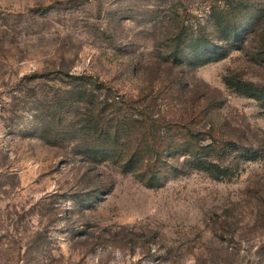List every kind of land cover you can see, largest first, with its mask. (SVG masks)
Returning a JSON list of instances; mask_svg holds the SVG:
<instances>
[{
  "label": "rangeland",
  "instance_id": "obj_1",
  "mask_svg": "<svg viewBox=\"0 0 264 264\" xmlns=\"http://www.w3.org/2000/svg\"><path fill=\"white\" fill-rule=\"evenodd\" d=\"M67 72L124 151L61 140ZM0 264H264V0H0Z\"/></svg>",
  "mask_w": 264,
  "mask_h": 264
},
{
  "label": "trees",
  "instance_id": "obj_2",
  "mask_svg": "<svg viewBox=\"0 0 264 264\" xmlns=\"http://www.w3.org/2000/svg\"><path fill=\"white\" fill-rule=\"evenodd\" d=\"M176 39L178 46L176 50V57L182 60L189 59L190 56L188 55L190 54H186L189 52H185L184 46H186V44H183L181 40L182 36L179 35ZM204 45H206V43ZM213 53H217L216 57H218V59L225 55L217 50L213 51ZM208 59L209 58H207L206 61H210ZM194 61L195 60L191 58V62L194 64L206 63ZM66 77L74 84L79 83L80 91L74 93V91L70 90L65 91L63 96L62 94L59 95L60 100L63 103V108H60L56 113L59 114V122L61 123L60 125L62 127V131L65 130L63 132L61 131L59 134L61 140L64 141L66 139L65 136L75 135L77 133V129L82 126L81 128L84 131L81 138L82 145L89 146L91 145L89 142L93 141L95 143V148L102 145L105 147L102 150H91L94 147H91V149L85 148V153H91L93 157H95L100 153L106 152V150L111 151L112 145L118 147L121 146V149L124 151L130 141L129 139L132 137V134L129 136V132L132 131L123 127L127 124L126 121H128L126 107L129 104V101L122 95L111 92V88L106 87L98 77L93 75H75L67 72ZM104 88L109 91L108 94L104 95ZM78 94H81L82 98H78ZM85 98H88L87 105ZM79 102L84 103V105L82 104L81 110H77L75 106H73ZM78 112L80 116L76 118ZM74 119H76V122H73ZM77 119H80L82 125H80V121ZM155 122H157V119H153L151 122L153 129L156 128ZM147 135L149 134L147 133ZM142 153L145 155L146 151L141 150L139 147L132 150V154L129 159L130 162H128V164H135V161L139 160L138 156H140V158L142 157ZM155 154L157 155V159L156 162H154V167L147 166L143 175L146 176L150 174L156 178L159 174L158 171L161 166L159 164L161 160L160 150H155Z\"/></svg>",
  "mask_w": 264,
  "mask_h": 264
}]
</instances>
